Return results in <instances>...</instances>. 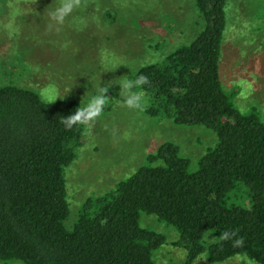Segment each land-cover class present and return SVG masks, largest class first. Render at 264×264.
I'll list each match as a JSON object with an SVG mask.
<instances>
[{
  "label": "trees",
  "instance_id": "16d2710c",
  "mask_svg": "<svg viewBox=\"0 0 264 264\" xmlns=\"http://www.w3.org/2000/svg\"><path fill=\"white\" fill-rule=\"evenodd\" d=\"M227 4L197 0L204 27L195 40L135 75L151 82L143 91L154 121L204 127L216 134V145L192 169L177 145L164 142L76 215L66 174L89 124L68 130L60 120L82 104L48 101L0 81L1 263L157 264L154 254L166 240L141 225L146 214L179 232L187 250L182 264L204 256L210 264L238 257L264 264V120L240 112L222 79ZM243 191L249 203L234 198ZM223 232L237 235L224 240ZM240 237L244 246L234 248Z\"/></svg>",
  "mask_w": 264,
  "mask_h": 264
},
{
  "label": "rangeland",
  "instance_id": "374dc122",
  "mask_svg": "<svg viewBox=\"0 0 264 264\" xmlns=\"http://www.w3.org/2000/svg\"><path fill=\"white\" fill-rule=\"evenodd\" d=\"M51 3L0 0V81L48 101L72 99L82 106L100 86L109 87L103 112L88 125L84 144L67 170L72 216L89 199L108 194L132 176L164 142L177 145L197 169L218 141L214 132L157 123L148 113L147 95L141 108L131 110L119 101L120 86H112L121 78L134 80L141 68L162 64L195 40L204 27L197 0H80L74 16L85 23L77 30L69 22L59 32L49 31L43 17ZM226 12L223 82L234 91L240 112H255L264 120V0H228ZM237 195L238 201L250 202L245 191ZM141 225L165 237L154 254L157 264L186 261L187 250L175 228L146 214ZM195 264L210 263L204 256ZM224 264L256 263L238 257Z\"/></svg>",
  "mask_w": 264,
  "mask_h": 264
},
{
  "label": "clouds",
  "instance_id": "9594fccd",
  "mask_svg": "<svg viewBox=\"0 0 264 264\" xmlns=\"http://www.w3.org/2000/svg\"><path fill=\"white\" fill-rule=\"evenodd\" d=\"M80 7V0H52L50 6L45 10L43 17H47L46 27L49 31L59 32L65 28V26L71 22L72 26L79 30L80 26L85 22L83 20H77L74 16L75 11ZM119 84L121 88L119 100L121 105L131 109H139L145 103V93L143 89L150 85V80L145 75H140L136 79H123ZM111 86V87H112ZM110 87V88H111ZM109 87L100 86L95 90V94L91 96L88 102L83 106L79 107L73 114L63 116L60 123L65 126L66 129L71 130L73 127L81 124L88 125L96 121V119L103 112L106 104V97ZM237 235L236 232H223L221 238L228 240ZM245 244L243 237L234 239L233 247L242 248Z\"/></svg>",
  "mask_w": 264,
  "mask_h": 264
}]
</instances>
